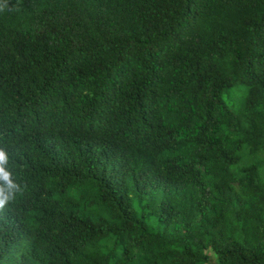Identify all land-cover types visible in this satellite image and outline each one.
Instances as JSON below:
<instances>
[{"label":"trees","instance_id":"obj_1","mask_svg":"<svg viewBox=\"0 0 264 264\" xmlns=\"http://www.w3.org/2000/svg\"><path fill=\"white\" fill-rule=\"evenodd\" d=\"M0 5V264H264V0Z\"/></svg>","mask_w":264,"mask_h":264},{"label":"clouds","instance_id":"obj_2","mask_svg":"<svg viewBox=\"0 0 264 264\" xmlns=\"http://www.w3.org/2000/svg\"><path fill=\"white\" fill-rule=\"evenodd\" d=\"M5 5H0L2 10ZM0 181H3V186L0 187V209H3L10 199L14 198L16 185L11 179V174L5 170L7 163V155L3 149H0Z\"/></svg>","mask_w":264,"mask_h":264},{"label":"rangeland","instance_id":"obj_3","mask_svg":"<svg viewBox=\"0 0 264 264\" xmlns=\"http://www.w3.org/2000/svg\"><path fill=\"white\" fill-rule=\"evenodd\" d=\"M233 94H234L233 96L232 95H230L229 97L225 96V98L230 101L233 97H235V93H233Z\"/></svg>","mask_w":264,"mask_h":264},{"label":"snow or ice","instance_id":"obj_4","mask_svg":"<svg viewBox=\"0 0 264 264\" xmlns=\"http://www.w3.org/2000/svg\"><path fill=\"white\" fill-rule=\"evenodd\" d=\"M0 158H2V156H0Z\"/></svg>","mask_w":264,"mask_h":264}]
</instances>
